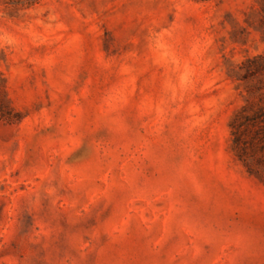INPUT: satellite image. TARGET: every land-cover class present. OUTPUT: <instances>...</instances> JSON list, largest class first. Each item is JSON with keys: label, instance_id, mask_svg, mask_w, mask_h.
I'll use <instances>...</instances> for the list:
<instances>
[{"label": "rangeland", "instance_id": "374dc122", "mask_svg": "<svg viewBox=\"0 0 264 264\" xmlns=\"http://www.w3.org/2000/svg\"><path fill=\"white\" fill-rule=\"evenodd\" d=\"M263 106L264 0H0V264H264Z\"/></svg>", "mask_w": 264, "mask_h": 264}, {"label": "trees", "instance_id": "16d2710c", "mask_svg": "<svg viewBox=\"0 0 264 264\" xmlns=\"http://www.w3.org/2000/svg\"><path fill=\"white\" fill-rule=\"evenodd\" d=\"M262 60V58L260 59ZM252 63L257 64L258 60H253ZM262 67H257L261 70ZM247 129H254L255 139L259 140L264 151V106L260 108L253 116L247 118Z\"/></svg>", "mask_w": 264, "mask_h": 264}]
</instances>
